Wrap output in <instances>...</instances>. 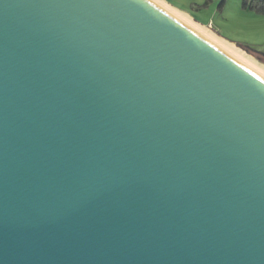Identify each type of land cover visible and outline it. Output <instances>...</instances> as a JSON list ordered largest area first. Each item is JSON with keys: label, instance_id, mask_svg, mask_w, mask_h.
I'll return each instance as SVG.
<instances>
[{"label": "water", "instance_id": "95a60500", "mask_svg": "<svg viewBox=\"0 0 264 264\" xmlns=\"http://www.w3.org/2000/svg\"><path fill=\"white\" fill-rule=\"evenodd\" d=\"M0 264H264V76L155 0H0Z\"/></svg>", "mask_w": 264, "mask_h": 264}, {"label": "rangeland", "instance_id": "374dc122", "mask_svg": "<svg viewBox=\"0 0 264 264\" xmlns=\"http://www.w3.org/2000/svg\"><path fill=\"white\" fill-rule=\"evenodd\" d=\"M170 1L191 13L197 20L211 23V28L219 35L236 42V46L242 49L249 60L263 65L264 13L246 7L243 0Z\"/></svg>", "mask_w": 264, "mask_h": 264}, {"label": "bare ground", "instance_id": "6f19581e", "mask_svg": "<svg viewBox=\"0 0 264 264\" xmlns=\"http://www.w3.org/2000/svg\"><path fill=\"white\" fill-rule=\"evenodd\" d=\"M158 4L162 5L166 9L170 10L174 15L179 17L181 20H183L185 23L193 27L195 30L206 36L208 39L213 41L215 44L223 48L225 51L239 59L240 61L244 62L260 74L264 76V66L260 65L259 63L249 60L246 57V54L237 47L233 42H229L227 39L223 38L222 36L218 35L216 32L211 30L209 27L202 25L196 21H194L190 16L186 15L185 13L169 6L164 1L161 0H155Z\"/></svg>", "mask_w": 264, "mask_h": 264}, {"label": "crops", "instance_id": "0c3cea01", "mask_svg": "<svg viewBox=\"0 0 264 264\" xmlns=\"http://www.w3.org/2000/svg\"><path fill=\"white\" fill-rule=\"evenodd\" d=\"M161 1H164L166 4H168L169 6H171V7H173V8H175V9H177V10H179V11H181V12H183V13H185L186 15H188V16H190L194 21H196V22H198V23H200V24H202V25H205V26H209L210 28H211V26H210V24L211 23H209V24H205V23H203V22H201L200 20H197L191 13H189L188 11H186V10H184V9H181L179 6H177V5H175L174 3H172L170 0H161ZM212 25V24H211ZM212 29V28H211ZM212 30H214V29H212ZM215 32H217L216 30H214ZM218 33V32H217ZM218 35H219V33H218ZM220 36H222V35H220ZM223 38H225V39H227L226 37H224V36H222ZM229 42H233L235 45H237L236 44V42H234V41H232V40H230L229 38L227 39ZM263 65H264V62H261Z\"/></svg>", "mask_w": 264, "mask_h": 264}, {"label": "trees", "instance_id": "16d2710c", "mask_svg": "<svg viewBox=\"0 0 264 264\" xmlns=\"http://www.w3.org/2000/svg\"><path fill=\"white\" fill-rule=\"evenodd\" d=\"M243 3L246 7L264 13V0H243Z\"/></svg>", "mask_w": 264, "mask_h": 264}, {"label": "built area", "instance_id": "2783aa9c", "mask_svg": "<svg viewBox=\"0 0 264 264\" xmlns=\"http://www.w3.org/2000/svg\"><path fill=\"white\" fill-rule=\"evenodd\" d=\"M210 26H211V24H210ZM212 27V26H211Z\"/></svg>", "mask_w": 264, "mask_h": 264}]
</instances>
